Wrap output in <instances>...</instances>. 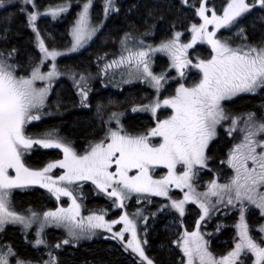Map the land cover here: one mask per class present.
<instances>
[{
	"label": "snow or ice",
	"instance_id": "snow-or-ice-1",
	"mask_svg": "<svg viewBox=\"0 0 264 264\" xmlns=\"http://www.w3.org/2000/svg\"><path fill=\"white\" fill-rule=\"evenodd\" d=\"M9 2L0 0V8ZM180 2L182 7L193 10L190 39L182 41L183 32L173 31L158 44H149L142 37L125 33L118 56L99 68L104 76L109 75L110 69H126L129 79L125 82L142 79L156 90V95L146 103L131 107L132 112L151 113L153 124L132 132L122 123L125 113L113 111L105 121L107 127L103 136L79 152L71 141L57 135L55 130L33 134L28 129L33 121L41 119V110L54 80L64 75L56 60L65 52L46 44L37 21L42 15L55 17L66 12L71 3L50 6L42 12L36 0H19V9L35 33L36 46L42 55L30 72L22 75L20 65L12 62L16 49H0V232L9 223L23 225L27 230L38 221L36 238L29 243L36 249L47 248L48 258L43 259V255L38 259L22 257L12 244L5 242L0 243V264H60L55 249L78 242L82 237L91 238L97 230H105L111 239L121 242L125 251L136 257L138 264H156L146 250L148 217H155L167 208L178 213L179 222L190 202L198 205L200 214L194 229L190 231L185 226L173 241L182 252L178 264H244L242 256L250 259L251 264H264V224L258 227L259 234L253 235L246 219L251 206L264 216V112L259 115L248 112L243 118L230 116L222 104L241 93L264 91V39L249 42L245 29L239 26V19L245 14L254 10L264 12V0H226L219 11L209 0ZM92 8L93 0H85L82 4L72 28L73 42L67 52L83 47L103 27V21L93 23ZM118 11L116 0H104V19ZM195 17L201 22H194ZM233 26L238 29L235 37L240 42L218 35L221 29L230 30ZM154 27L150 26L143 36L151 34ZM197 43L208 45L210 52L205 58L197 55L194 63L189 49ZM156 53L166 54L170 68L181 78H186L187 69L195 68L199 79L191 85L177 81L178 87L161 98V90L172 77L167 71L159 74L153 71ZM48 61H51L50 70L42 71ZM70 78L78 90L80 103L86 105L91 91V74L72 72ZM38 82H44L43 86ZM162 108L168 109L169 114L158 115ZM225 121L229 122L228 135L238 128L243 134L228 149L226 159L220 161L232 170V174L224 176V182H221L222 172H216L206 181L205 190L198 191L201 172L210 169L209 162L213 160L209 144L217 136L218 126ZM34 145L61 149L63 157L49 160L42 167H31L25 157ZM161 166L166 172L157 175L155 170ZM54 169L61 172L54 174ZM88 181L106 194L113 208L121 210L116 218L106 219L108 209L90 211L87 217L81 214L82 205L75 192L82 187L81 182ZM29 185H40L57 201L68 197L71 203L67 207L43 212L28 210L29 215L21 214L13 207V190ZM173 189L180 190L182 198H174ZM134 196L139 206L130 212L128 202ZM153 196L165 197L169 203L152 212L147 205L152 203ZM221 206L238 209V239L226 255L217 258L209 250L201 222L219 211ZM48 225L66 228L69 238L50 243L45 238ZM117 225L122 227L116 230ZM219 228L217 225V231Z\"/></svg>",
	"mask_w": 264,
	"mask_h": 264
},
{
	"label": "trees",
	"instance_id": "trees-1",
	"mask_svg": "<svg viewBox=\"0 0 264 264\" xmlns=\"http://www.w3.org/2000/svg\"><path fill=\"white\" fill-rule=\"evenodd\" d=\"M67 1L76 2L80 0H36V3L39 8H44L45 6H55ZM94 1H96L94 12H99L103 0ZM180 3L175 0H122L118 2L119 11L115 12L116 15H108V21L104 25L103 31L98 34L95 41L80 54L65 57L62 60L64 66L81 67L91 64L99 52L102 53L106 49L120 46V41L125 33H132L133 36L152 40L153 43L169 37L173 31L182 28L183 25L189 22H193V10L187 8V6L182 7ZM211 4L221 8L226 4V0H212ZM75 16V9H73L69 16H63L53 21L51 27L48 26L49 21H52L50 18H40L37 25L41 34L45 37L46 44L58 48L67 45L69 43V28ZM197 18L195 17L194 22H197ZM244 20H246V34L249 42H258L264 39V19H259L258 15L251 14L246 15ZM152 25H155V27L152 28L151 34L143 36ZM172 25H175V28ZM4 36H7L6 40L3 39ZM238 41L236 39V42ZM5 48L16 49L12 62L18 63L20 65L19 71L21 73L25 72V75L30 72L31 67L38 61L40 56L36 46L35 33L28 26L25 15L19 9V4L8 7L4 11L0 10V49ZM197 48L203 54L207 52L204 45H198ZM162 60L161 57L157 56V70L165 71L162 67ZM119 77L120 79H117V69H110L109 75L105 76L103 85L101 86L98 83L90 91L86 105L80 103L77 88L69 82V79H60L51 99L57 102V106L51 101L52 112L40 122L29 125V132L36 134L55 130L57 135L71 141L79 152H83L90 142L103 136L107 127L105 121L113 111H123L125 113L122 117V123L129 131H141L145 126H151L153 124L152 114L142 115L140 112H132L131 107L136 103H146L151 97L155 96L156 90L141 82L124 83L123 77L121 75ZM173 90L171 84H168L160 94H171ZM98 100L99 103L101 102L100 104L97 102ZM95 102H97V105H94ZM100 105L103 106L101 113L94 112L95 108H99ZM224 108L230 116H241L243 118L248 112H256L259 115L264 112V91L239 95L233 100L225 102ZM56 113L59 115H56ZM166 113V110H162L158 115L164 116ZM228 124V121L222 122L218 130V136L209 146V154L213 157V160L209 162L210 169H215V171L205 169L201 172V177H203V180L200 181L201 191L205 190L206 181L213 178L216 172H222L221 182H224V176L232 174V170L226 164H221L220 161L226 159L228 149L238 142L243 134L238 128L231 136L228 135ZM242 126L241 123L240 127ZM60 158L61 154L58 150H38L27 155L25 162L31 167H42L49 160ZM92 185L91 183L82 185L79 192L81 194L79 196L80 201L83 197H88V202L94 209H108L107 216L110 219L119 215L120 209L113 208L111 200L106 195L98 192ZM13 199L15 209L20 212L47 210V208L55 206L56 202V199L54 200L44 189L37 187L17 191ZM151 199L152 205H147V209L152 212H156L165 202L160 197L153 196ZM129 203L132 209L139 206L134 197ZM194 206L193 204L187 205L183 220L181 219V221L186 222L185 226L189 230H191V226L195 224L200 214L196 207L194 209ZM254 208V206L249 207L246 219L253 230V235H258L257 229L264 224V217L260 214L259 209ZM252 211H255V213ZM170 215L171 211L165 214L159 212L155 217H148V245L146 250L149 256L154 258L156 264H178L180 253L173 243L177 233L174 235L168 228ZM238 223V209H233L232 212L226 215H222L219 211L213 212L208 220L201 222V229L208 234L209 249L214 255L217 257L226 255L232 248L238 239V229L236 228ZM217 225H220L219 231H217ZM185 226L178 224V229L181 231ZM1 233L0 243L12 244L22 257L38 259L41 255H43V258L47 256L44 248L36 249L29 243L33 238V234L27 237L20 226L8 225ZM50 233H54V230H51ZM55 234L58 235V239L60 234L58 232ZM61 239L62 236L57 242ZM51 243L54 244L53 241ZM54 252L59 257L60 264H138L136 257L131 252L125 251L120 244L105 238L82 241L76 245H65L59 250L55 249Z\"/></svg>",
	"mask_w": 264,
	"mask_h": 264
},
{
	"label": "rangeland",
	"instance_id": "rangeland-1",
	"mask_svg": "<svg viewBox=\"0 0 264 264\" xmlns=\"http://www.w3.org/2000/svg\"><path fill=\"white\" fill-rule=\"evenodd\" d=\"M120 1H122V0H116V3H118V2H120ZM175 1H177V2H180V0H175ZM85 1L84 0H80V1H76V2H72V1H67V2H64V3H71V7L66 11V12H63V13H61V14H59V15H57V16H55V17H53L51 14H47V15H42L40 18H50L52 21H49V23H48V26L49 27H51L52 25H53V21H56V19H59V18H62L63 16L64 17H67V16H69L70 14H71V12H72V10L73 9H75V13H76V16H75V19H74V21H73V23L70 25V28H69V43L67 44V45H65V46H62V47H60V48H58V47H56L58 50H61L62 52H65V54L64 55H62V56H60V57H58L57 58V60H56V63H57V65H58V67H59V70L62 72V73H64V75H61L59 78H57V79H55L54 80V82H53V88H52V91H51V93L49 94V96H48V99H47V102H46V104H45V106H44V108L41 110V112L43 113L42 115H41V119L40 120H42V119H44V118H46L47 116H49V114L52 112L51 110V106H50V103H51V101H52V103H54V105L55 106H57V102H55V101H53V100H51L52 99V97H53V91H54V89H55V87H56V85H57V82H59V80L60 79H69V82H71V84L72 85H74V83H73V81H72V79L70 78V74L72 73V72H77V73H79V72H84L85 74H91V80H90V85H91V91L93 90V87H94V85H96V84H98V83H100L101 84V86L103 85V82H104V79H105V76L102 74V73H100L99 72V68L103 65V63H105V62H107V60H111V59H114V58H116V56H118V54H119V52H120V48H121V46H117V48H109V49H106V50H104V52H102V53H98L97 54V56L92 60V62H91V64H89V65H85V66H81V67H76V66H74V65H71V66H69V67H66V66H64V64H63V59L65 58V57H69V56H72V55H75V54H80L81 52H83L84 50H86L87 49V47L95 40V38L98 36V34L99 33H101L102 31H103V28H104V25H106V23H107V21H108V16H107V18L106 19H104V13H103V2H104V0L101 2V8L99 9V12H94V8H95V5H96V1H94L93 0V8L91 9V14H92V19H93V23H99L100 21H103V27L102 28H100V30L96 33V35L95 36H93L92 37V39L88 42V43H86L83 47H81V48H79L78 50H76V51H74V52H67L66 50L71 46V44H72V42H73V37H72V35H71V33H72V28H73V26L75 25V23H76V20L78 19V13L82 10V4L84 3ZM64 3H61V4H64ZM10 4H19V0H10V2H9V4H8V6L10 5ZM181 4V3H180ZM211 4V3H210ZM58 5H60V4H58ZM118 5V4H117ZM56 6V5H55ZM217 8H218V10L220 9L217 5H215ZM49 6H45L44 8H39L42 12H44V11H46L47 10V8H48ZM54 7V6H53ZM119 7V6H118ZM96 11V10H95ZM115 13V12H114ZM253 15H258V17H259V19H264V12H257V11H252L251 12ZM69 14V15H68ZM249 14V13H248ZM112 15V14H111ZM245 16H246V14H245ZM245 16H243V17H241L240 19H239V26L240 27H243L244 29H245V31H246V20H244V18H245ZM39 18V19H40ZM38 19V20H39ZM197 23H199V22H201L200 21V18L198 17L197 19ZM37 23H38V21H37ZM185 24V23H184ZM238 29H237V27L236 26H233L230 30H228V29H221L220 30V33H218V35L219 34H223L224 36H229V37H232L233 39H234V37H235V33H236V31H237ZM175 31H181V32H183V36L181 37V39H182V41H187L188 39H190V22L188 23V24H185V25H183V27L182 28H180V29H178V30H175ZM171 36V35H170ZM186 37H189V38H186ZM147 43H149V44H158L159 43V41H157L156 43H153V41L152 40H145ZM238 42H240V41H238ZM198 45H204L205 47H206V51L207 52H205L204 54L202 53V51L200 50V49H198L197 48V46ZM39 51V50H38ZM209 52H210V47L208 46V45H206V44H201V43H197V45H195L192 49H189V56L191 57V58H193V62L195 63V57L197 56V55H199L201 58H205V57H207L208 56V54H209ZM40 56H41V53H40ZM40 56H39V58H40ZM157 56L158 57H161L163 60V63H162V67H164V70L165 71H167L168 72V74L171 72V74L169 75L170 77H172V79H169L168 81H167V83L165 84V88H166V86L168 85V84H171V87H173V88H175V87H178V84H177V81H179V82H181V83H185L186 85H191L192 83H194L195 81H197L198 79H199V72H198V70L197 69H195V68H189V69H187L186 70V72H187V75H186V78H181L179 75H178V73L175 71V69H172V68H170V59H169V57L166 55V54H164V53H156L154 56H153V71L155 72V73H157V74H159L160 72H162L161 70H157ZM39 58H38V60H39ZM50 65H51V61H48V62H46V64H45V67L44 68H42V71H48V70H50ZM161 67V66H160ZM126 69H123V68H121V69H117V79H120V75L123 77V82L124 83H127V82H125V81H127L128 79H129V77L127 76V74H126ZM20 74H22V75H25V72H20ZM144 83V84H146V85H148V86H151L149 83H147V82H145V81H143L142 79H132V81H131V83ZM38 84L40 85V86H43V84H44V82H38ZM74 87H75V85H74ZM76 88V87H75ZM163 90H165V89H162L161 90V92L160 93H162V91ZM77 93H78V90H77ZM257 93H259V91L257 92ZM243 94H251V93H241V94H239V95H243ZM78 96H79V93L77 94ZM155 95H156V93H155ZM161 95V94H160ZM166 95H169V94H163V95H161V98H163L164 96H166ZM239 95H237V96H235V97H233V98H231V99H226V100H224L223 102H222V104H223V106L225 105V102H227V101H230V100H233L234 98H236V97H238ZM80 97V96H79ZM152 98V97H151ZM150 98V99H151ZM101 101V100H100ZM98 103H99V100L97 101ZM97 102H95L94 103V105H97ZM101 103V102H100ZM99 103V104H100ZM103 109V106H99V108H95V111L94 112H97V113H99L101 110ZM162 110H166L167 111V113L166 114H164V115H167V114H169V110L168 109H164V108H162L160 111H162ZM50 111V112H49ZM101 113V112H100ZM139 113V112H138ZM137 114V113H136ZM140 114H142V115H146V114H151V113H149V112H140ZM56 115H59L58 113H56ZM161 117H163L162 115H160ZM39 120V121H40ZM39 121H33L32 123H35V122H39ZM123 122V121H122ZM31 123V124H32ZM30 124V125H31ZM112 126L113 127H115L116 125H115V121H113V124H112ZM221 127V125L220 126H218V128H217V133H218V130H219V128ZM217 136H218V134H217ZM216 136V137H217ZM216 137L212 140V141H214L215 139H216ZM212 141L210 142V144L212 143ZM210 144H209V146H210ZM74 146V145H73ZM42 147V146H41ZM75 147V146H74ZM35 149V145L33 146V149H32V151ZM58 151H59V153L61 154V158L63 157V153H62V150L61 149H57ZM32 151L30 152V153H32ZM77 151H79V150H77ZM60 158V159H61ZM156 173H157V175H162V174H164L165 172H166V169H164L162 166L160 167V168H157L156 170ZM61 172V170L60 169H54L53 170V173L54 174H59ZM202 180H203V177H202ZM205 182V181H204ZM82 183V185L84 184V183H91L92 184V182L91 181H88V182H81ZM201 183V182H200ZM92 186H94L95 187V185H92ZM32 187H38V188H42V189H44L49 195H51L53 198H54V200L56 199L47 189H45V188H43L42 186H40V185H29V186H26V187H22V188H17V189H14L13 190V197H14V194H15V192H17V191H20V190H25L26 188H32ZM81 187L80 188H77V190H76V192H75V194L77 195V197H78V201L81 203V205H82V210H81V214L84 216V217H87L89 214H90V211H97V212H99V209H94V207L88 202V197H83L82 199H81V201H80V199H79V196H81V194L79 193L80 191H81ZM95 189H96V187H95ZM96 190H98V189H96ZM178 191V192H177ZM198 191H201V184L199 185V187H198ZM98 192H100L99 190H98ZM100 193H102V194H104L103 192H100ZM172 194H174V198H182V192H180V190H178V189H173L172 190ZM104 195H106V194H104ZM134 198H135V196H134ZM160 198H162V199H164L165 200V202H166V204H168L169 203V201L167 200V198H165V197H160ZM56 202H55V206H53V207H50V208H47V210L46 209H42L41 211H37V210H35V211H37V212H43V211H48V210H50V209H55V208H57V207H60V206H64V207H67L70 203H71V201H70V199L68 198V197H61V199L59 200V201H57V200H55ZM13 207H14V209H15V203H14V199H13ZM165 202L163 203V204H165ZM189 204H193V205H195L194 203H189ZM188 204V205H189ZM152 205V203L151 204H148V206H151ZM195 207H196V210L198 211V213H200V209H199V207H198V205H195L194 206V209H195ZM255 207V206H254ZM17 208V207H16ZM186 208H187V205H186ZM18 209V208H17ZM254 209H257V208H254ZM16 210V209H15ZM128 210L131 212V211H134L135 209H132V207L130 206V203L128 204ZM232 210H233V208H230V207H220V210H219V213H221L222 215H226L227 213H230V212H232ZM17 211V210H16ZM120 211L121 210H119V212H118V214H120ZM169 211H171V215H170V217H169V219H168V221H169V226H168V228L172 231V233L175 235L176 233V235H175V237H177V235H178V233L180 232V230L178 229V224H182L183 226H185L186 224V222L185 221H181V219L184 217H181L180 218V221L178 222L177 221V216H178V213H176L175 212V210H171V209H164V211H162V213L163 214H165V213H167V212H169ZM18 212H20V211H18ZM215 212H218V211H215ZM252 212H254L255 213V211H252ZM259 212H260V210H259ZM21 214H24V215H29L30 213H29V211L27 210V211H24V212H20ZM118 216V215H117ZM116 216V217H117ZM115 217V218H116ZM264 217V216H263ZM106 219H110L108 216L106 217ZM183 220V219H182ZM206 220H208V218L206 219ZM149 223V222H148ZM8 225H17V226H20L22 229H23V231L25 232V234H26V236L27 237H30V235L31 234H33V238H32V240L31 241H33L35 238H36V232H37V229H38V226H39V222L37 221V222H34L33 224H32V226H31V228H29V229H27V230H25L24 228H23V225H20V224H12V223H9V224H7L6 226H5V228L8 226ZM120 227H122V225H117L116 226V230H118ZM140 227L141 228H143V222H141L140 223ZM192 228H191V230H193L194 229V224L191 226ZM51 230H54V233H50V231ZM182 230H183V228H182ZM181 230V231H182ZM190 230V231H191ZM147 231H148V229H147ZM201 231L203 232V233H205V231H203V229H201ZM59 233L60 234V236H59V238L57 239V237H58V235H56L55 233ZM2 233L0 232V235H1ZM206 235H205V239H207L208 240V234L207 233H205ZM61 236H62V239H67V238H69L68 237V235H67V229L66 228H64V227H57L56 225H48L46 228H45V238L51 243L52 241L54 242V243H56L60 238H61ZM96 238H105V239H107V240H112L113 242H115V243H118V244H120L122 247H123V245L121 244V242H119V241H117V240H113V239H111L110 238V234L107 232V231H105V230H97V233H96V235H94V236H92L91 238H88V237H82L81 239H79V241L78 242H73V243H70V244H68V245H76V244H78V243H80V242H82V241H92V240H94V239H96ZM126 238H127V236H126ZM55 241H54V240ZM61 239V240H62ZM235 245V244H234ZM234 245L232 246V248L234 247ZM65 246V245H64ZM177 247V246H176ZM40 248H44L45 249V253H47V251H48V249L47 248H45L44 246H41ZM231 248V249H232ZM61 249V248H60ZM230 249V250H231ZM57 250H59V249H57ZM178 250H179V253H180V256L178 257V262H179V260H180V258H181V256H182V252H181V250L178 248ZM210 250V249H209ZM229 250V251H230ZM130 252V251H129ZM55 253V252H54ZM56 254V253H55ZM249 256H251V254H249ZM48 257L46 256V257H44L43 259H47ZM217 258H219V257H217ZM242 259H244V264H251V260L250 259H248V258H246V257H244V256H242ZM251 259L252 260H254V257H251Z\"/></svg>",
	"mask_w": 264,
	"mask_h": 264
},
{
	"label": "flooded vegetation",
	"instance_id": "flooded-vegetation-1",
	"mask_svg": "<svg viewBox=\"0 0 264 264\" xmlns=\"http://www.w3.org/2000/svg\"><path fill=\"white\" fill-rule=\"evenodd\" d=\"M209 2L211 3L212 2V0H209ZM173 3V2H172ZM16 5V4H15ZM11 6H13V4H10L9 6L8 5H6L4 8H0V10L1 11H4L5 9H7L8 7H11ZM111 14H115L114 12L113 13H110L109 15H111ZM252 13H249V14H246V15H251ZM116 15V14H115ZM86 110V109H85ZM43 120V119H42ZM41 121V120H40ZM39 121V122H40ZM38 150H40V151H52V150H57V149H45V148H43V147H41V146H39V145H35V149L32 151V152H35V151H38ZM29 154H31V153H28L27 155H29ZM26 155V156H27ZM38 188V187H37ZM42 189V188H41Z\"/></svg>",
	"mask_w": 264,
	"mask_h": 264
}]
</instances>
